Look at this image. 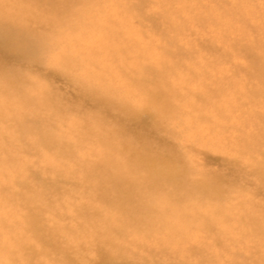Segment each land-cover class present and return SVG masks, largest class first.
<instances>
[{"label": "rangeland", "instance_id": "rangeland-1", "mask_svg": "<svg viewBox=\"0 0 264 264\" xmlns=\"http://www.w3.org/2000/svg\"><path fill=\"white\" fill-rule=\"evenodd\" d=\"M84 11L89 15L97 12L93 24L105 26L125 41L135 37L136 50L148 51L146 57L149 59H140L139 63L164 73L163 81H158L161 85L174 84L178 98L169 99L174 119L166 125L152 119V112H156L151 109L152 98L137 81L133 84L134 78L128 69L122 68V62L131 65L138 59L135 54L124 53L127 60H123L112 39L107 43L91 40L97 52L90 54V49L82 52L85 56H95L89 58L88 63H82L83 72L75 66L70 72L65 70L59 74L40 62L23 63L1 54L0 87L10 88L5 74L8 73L9 80L13 72L22 69L29 72L28 78L33 83L21 88L37 92L41 110L47 107L46 98L50 99L57 91L64 98L58 105L60 109L68 104L75 107L72 115L71 112L61 113L65 130L73 128V124H78L76 120H80L90 142L77 147L72 157H68L72 151L67 149H63L60 156L56 151L32 149L38 135L25 131L21 132L23 142L9 145L7 153L13 158L15 173L7 172L5 178L0 175V264H264V237L257 232L260 226L256 224L264 227V206L261 203L264 202V186L258 188L253 176L255 173L264 174V132L257 127L259 119L264 116L254 110L257 103L262 110L264 100H259L255 79L248 84L244 81V72L248 67L252 70V64L264 68V0H98L97 4L88 3ZM140 16L144 18L141 23ZM64 44V38H61L57 50ZM249 45L255 48L247 49ZM178 50H188L190 55L181 60L176 54ZM65 54L68 55L66 51ZM75 56L77 59V53ZM162 56L167 63L177 67L170 72ZM242 69L245 70L242 72ZM72 72L79 74L86 83L88 78H101V85L111 90L106 96L110 113L103 111L108 106L103 103L102 90L98 87L90 89L89 83L84 81L77 85ZM193 72L212 74L215 82L205 83L199 78L193 83L187 80ZM65 74L69 75L65 78ZM198 84L208 86L212 92L228 84V91L237 99L225 101V104L229 102L227 107L225 104L212 107L207 100L215 95L205 98L200 89H195ZM79 94L83 95V100ZM11 95L0 99L1 109L16 101L15 94ZM239 95L251 96L252 101ZM125 102L128 107L146 108L140 112L137 121H128L127 116L115 110L116 104ZM65 107L63 111L67 110ZM17 112L31 118L29 109L19 108ZM8 117L9 114L4 116L5 124L0 122V135L7 136V131L21 127L19 121L9 122ZM59 129L60 126L55 134H59ZM100 129L108 132L116 149L133 139L138 141L134 148L141 153L147 154L157 146L175 150L176 158L190 171L187 177L177 175L178 186L191 195L193 202L201 197L205 201V190H198L193 185L200 182L198 176L219 174L225 180V186L223 198L214 196L212 199V219L211 215L208 216L212 227L204 232L199 230L202 218L198 219V216L205 215L207 209L201 204L197 206V217L184 220V226L193 228L191 239H187L186 232L177 242L175 239L166 241L162 239L164 232H158L156 228L150 233L146 228L147 234L125 231L116 235L111 228L115 230V226L127 216L103 208L102 219L109 227H102L94 233L104 226L100 221L94 230H85L84 242L73 243L63 234L58 237L52 233L48 242L44 229L49 232L54 226L77 229L79 219L74 216L72 204L85 203L90 195L99 193L84 188L80 181L85 180L69 176L81 171L82 159L77 156H87L90 152L88 146L97 154L104 151L103 147L96 149ZM118 130H124L125 134L120 135ZM259 136L260 144L251 142V138ZM0 148H4L2 143ZM29 174H40L39 182L32 180ZM61 175L68 178L59 177ZM158 181L160 186L166 187L161 178ZM21 182L26 183L27 190L20 189ZM31 191L40 193V196H30ZM27 205L34 208L41 222V237L32 236L25 227L26 215L31 214L29 208H32ZM103 234L107 236L106 242H103ZM53 244L60 249L49 252L48 245ZM89 244H98L99 247L101 244V250H92ZM20 245L29 249H20ZM65 248L69 258L64 254Z\"/></svg>", "mask_w": 264, "mask_h": 264}, {"label": "bare ground", "instance_id": "bare-ground-1", "mask_svg": "<svg viewBox=\"0 0 264 264\" xmlns=\"http://www.w3.org/2000/svg\"><path fill=\"white\" fill-rule=\"evenodd\" d=\"M88 3L97 4L98 0H0V55L14 58L23 63L37 61L59 74L65 70L70 72L75 66L79 71L83 72L82 63H88L89 58L92 59L95 56L89 57L87 56L88 54L85 56L82 52H87L88 49H90V54L97 52V49L92 46L91 40L107 43V41L112 39L118 45L117 51L123 60H127L124 58V53L127 55L135 54L138 59L131 65H126L125 62H122V68H127L130 75L134 78L133 84L137 81L138 86L152 98L151 109L156 111L152 112V119L163 125L168 124L169 120L173 121V108L169 99L178 98L174 84L164 83V85H161L158 81H163L164 73L158 68L139 63L140 59H149L146 57L148 51L136 50L135 37L125 41L124 38L122 40L116 32L110 31L105 26L93 24L92 21L97 18V12L89 15L84 11ZM145 18L150 19L152 17L146 16ZM143 19L140 16L139 22L141 23ZM155 19L158 20L156 17ZM86 35H89L92 39ZM137 36H140V34H137ZM61 38H64L65 44L62 49L57 50L59 47L58 41ZM254 48V45H249L247 49ZM129 49H132V51ZM65 51L68 54L67 56ZM74 51L77 53V59ZM133 51L134 53H132ZM187 51L178 50L176 54L183 60L182 57L189 54ZM52 55L53 57L51 58ZM71 56H73V59H71ZM161 58H163L170 72L177 67L174 64L167 63L163 56ZM65 61L70 62L66 64L64 63ZM248 68L244 72L246 78L244 81L248 84L250 80L255 79L258 82L259 100H264V68L259 66V64L258 66L252 64V70ZM244 70L242 69V72ZM13 73L9 80L7 79L8 73L5 74V81L10 85V88L8 89L5 85L0 87V99H5L7 96H12L11 93H14L16 101L12 106L4 110L0 108V122L5 124L6 122L3 123L4 116L9 114L8 121L17 120L21 127L17 130L7 131V136L0 135V143L4 147L0 148V175L2 178L7 177L8 173H15L12 164L13 158L9 157L7 149L9 145L13 146L16 141L23 142L22 131L38 135V138L36 137L38 141L33 144L32 149L40 148L43 151H56L58 156H60L63 149H67V151H72L68 157H72L73 151L77 147L88 145L90 142L89 134L83 128L84 124H79L80 120L75 119L78 124H73V128L65 130L66 126L62 123L64 119L61 118L62 115H66V112H71L70 115L75 112L72 110L75 108H72V104H68L65 101L68 104L66 107L64 106L67 110L63 111L62 108L64 107L60 109L58 105L64 101V98L59 96L57 91H54L50 99L46 98L47 107L41 110L38 107L37 92L26 91L21 88L32 82L28 78L31 74L24 69ZM68 75L65 74V78ZM71 76L77 85L83 84L84 80L82 81L79 74H73L72 72ZM199 78H203L205 83L206 81L215 82V78L209 73L199 75L193 72L187 80L196 83ZM130 81L132 83V80ZM87 82L89 84L85 83L88 84L90 89L98 87L97 89L102 90L103 103L108 106L103 111L106 110V112L110 113V103L106 99V96L110 94V88L101 85L100 77L88 78ZM194 87L195 89H200L205 98H208L209 95H215L216 98L213 96L209 97L208 100L206 99L215 108L222 107L221 104H225L227 100L232 102L237 99L228 91L230 90L228 84L222 88L218 87L216 92L209 91V87L205 85L199 86L198 84ZM39 88L43 89L40 86ZM79 96L81 99L83 98L82 94H79ZM239 96L244 100L252 101L251 96ZM227 104H225L226 107ZM127 105V102L120 105L116 104L115 110L127 116L128 121H137L140 112L146 109L132 105L128 107ZM19 108L29 109L31 118L28 119L23 112H17ZM254 110L260 116H264V107L261 110L258 103ZM41 126L44 128L43 130H41ZM59 126V134H55ZM257 127L264 132V118L259 119ZM117 132L120 135L125 134L124 130H118ZM10 134H12L11 137H9ZM97 140L99 144H97L98 148L96 149L103 147L104 151L101 154H97L96 150L93 151L88 146L87 150L90 152L87 156H79V154L77 156L82 159L81 171L78 174L70 175L69 178H81L85 180L80 181L84 188L96 190L99 193L90 195L85 203L72 204L74 216L79 219L77 229L71 230L57 226H54L50 232L48 229H44L45 239L48 242L52 238L51 233L58 237L63 234L66 238L72 240L73 243H78L80 240L84 242L83 233L85 230H94L100 221L104 226L97 228L94 233H97L102 227H109V224L102 219L101 210L103 208L108 209L109 212H111V209L120 211L127 216V219H123L122 223L120 222L121 224L115 226V230L111 228L116 235H120L125 231L147 234L146 228H149V233L156 228L159 230L158 232H164L162 233V239L166 241L175 239L177 242L186 235V232L188 234L187 239H191L193 228L184 226V220L190 217H197V206L201 204L202 206L206 205L207 209L205 215L198 216V219L202 218L199 230L204 232L212 227L208 218L211 215L212 219V199L214 196L223 198V186H225V180L223 181L219 174L211 175V177L210 175L202 174L198 176L200 182L193 185L198 190H205V201L201 197L193 202L191 195L178 186L179 178L177 175L187 177L190 171L182 166L184 162L176 158L175 150L157 146L158 148H153L147 154L141 153L140 150L134 148L138 141H133V139L129 142L125 141V145L120 149H116V145L110 142V136L104 129H100ZM250 140L260 144L261 138L259 136ZM90 146L94 148V146ZM39 176L40 174H29V177L32 180L37 179V182H39ZM253 176L258 188L264 186V174L255 173ZM59 177L68 178L63 175ZM160 178L166 184V187L159 185L158 180ZM14 183H17V181L14 180ZM55 183L57 182L55 181ZM24 186H26V183L21 182L20 189L27 190ZM31 195L38 197L40 193L35 194V191H31ZM261 203L264 206V202ZM80 206L81 208L79 209ZM29 212L31 214L26 215L25 227L32 236L41 237L43 232L41 231V222L33 207L29 208ZM256 224L260 226L257 232L264 237V227L257 222ZM103 236V242H106V234H103ZM89 246L92 247V250L95 248L96 250H101L100 247H102L101 244L100 247L98 244H89ZM19 247L20 249L23 247L25 251L29 249L25 245H20ZM48 247L49 252L60 249L57 244L48 245ZM65 250L64 254L69 258L67 249L65 248ZM6 257L8 258L9 255L6 254Z\"/></svg>", "mask_w": 264, "mask_h": 264}]
</instances>
